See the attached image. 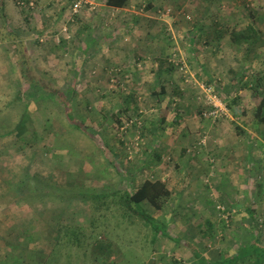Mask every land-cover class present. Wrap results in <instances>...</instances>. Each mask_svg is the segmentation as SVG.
<instances>
[{"label":"rangeland","instance_id":"1","mask_svg":"<svg viewBox=\"0 0 264 264\" xmlns=\"http://www.w3.org/2000/svg\"><path fill=\"white\" fill-rule=\"evenodd\" d=\"M4 14L7 30L0 17V33L15 47L0 42V197L3 203L14 201L8 215L15 218L16 235L31 236L33 229L38 234L33 242L29 238L16 244L27 264H44L43 249L57 236L67 247L57 248L54 264H99L101 258L96 263L93 258L100 254L93 250L97 244L110 245L113 252L111 261L102 264H196L188 250L206 254L209 246L213 250L212 244L224 247V240L211 241L207 250L193 242L179 244L186 238L180 237V230L191 227L188 222L203 220L199 203L213 200L214 195H204L202 188H212L215 194L221 180L215 177L212 158L206 175L193 179L181 175L187 168L173 148L181 146L192 154L208 144V135L203 138L187 127L202 120L226 126L232 133L234 127L249 128V112L264 93V0H130L123 9L110 8L103 0H6ZM248 26L255 30L251 43L243 39L250 36ZM14 50H24L40 78L67 92L62 93L71 101L74 117L93 132L92 139L70 126L54 97H46L36 85H26ZM93 50L96 53L90 54ZM172 62L185 65L189 82ZM164 83L168 93L162 94ZM207 88L223 103L239 97L241 103L234 109L244 110L246 116L240 119L225 106L222 118L203 119L202 111L209 108ZM23 118L26 129L20 132L16 127ZM237 136L235 144L245 140ZM238 150L242 152V146ZM156 154L163 156L161 161ZM181 156L186 157V152ZM55 158L53 165L48 163ZM193 174L197 173L193 170ZM144 180H160L171 192L159 211L140 204L150 214L152 227L127 216L119 196L110 194L136 189ZM79 193L108 195L90 202ZM184 202L193 208L184 210L180 207ZM221 205L212 207L214 215L217 211L220 215L216 206ZM178 216L177 234L171 221ZM27 220L35 221L32 227L19 225ZM256 221V234L262 240L263 209ZM244 223L234 214L226 237L230 232L231 239L248 238ZM63 227L67 229L57 235ZM222 232L219 224L216 236ZM162 234L171 240L159 238ZM160 241L179 248L161 249ZM240 245L230 242L231 249ZM184 250L191 258L183 256Z\"/></svg>","mask_w":264,"mask_h":264},{"label":"crops","instance_id":"2","mask_svg":"<svg viewBox=\"0 0 264 264\" xmlns=\"http://www.w3.org/2000/svg\"><path fill=\"white\" fill-rule=\"evenodd\" d=\"M6 2V0H5ZM95 42V41H93ZM92 42V43H93ZM96 46V43H94ZM91 47V46H89ZM99 47V46H97ZM94 47L91 48V50ZM90 49V48H89ZM86 50H88V47H86ZM97 49H95L96 51ZM80 51V50H79ZM95 54L96 52H91L90 54ZM86 56H89L88 51L85 53ZM85 58V57H84ZM83 58V59H84ZM202 63V62H201ZM158 80H156L157 82ZM167 84L161 85L160 89H163V93H168ZM173 93V92H172ZM159 94V93H158ZM176 120H173V123H175ZM236 123V122H234ZM237 125V124H236ZM190 130L189 132L194 134H201L203 138L205 135L209 136V141L205 142L202 141V145L205 146L200 148L199 151L193 152L190 154L191 150H186L185 148L179 149L181 146H178L177 148H173V154L174 156L180 157V161L183 165V167H186L181 175L193 179L194 177L200 175V173H204L205 175L209 171L211 158L214 160L216 164V172L215 177L218 176V178L221 180V184H219V187L216 188L215 194L212 192V188H202L205 192L204 195H214L212 198L213 200H207L205 199L204 202L199 203V209L201 212H203V220L198 223L195 222V220L188 222V226H191L187 229L182 228L180 230V237L185 236L186 238L182 239L187 243L193 242L195 244L201 245L204 247L203 249H206L205 247H208L207 244H212V242H220L222 240H219V237H221V234H217L216 236V229L218 228L219 224L221 227V221L222 216L219 215V212L217 211V214L213 212V208L217 203L221 202L224 205L216 206V207H222L226 211L234 212V211H244L245 209H254V206H259L260 210H264V125H259L257 129H251V128H245L242 126L234 127L236 132L232 133L231 130H226V126L223 125H214L209 123L208 121H200L196 124L187 126ZM157 132L156 135H159V128H156ZM240 130V131H239ZM186 133V130H184V134ZM243 137L245 140H239L236 141V144L234 143L236 136ZM237 136V138H238ZM185 137H191L189 134H185ZM212 143V144H210ZM190 144H186L190 147ZM242 146L243 150L242 152H239L238 147ZM204 151V152H203ZM186 152L187 156L182 157L181 155ZM53 153L56 154V152L53 150ZM203 153H206V158H202ZM226 155L227 159L224 157ZM230 157V158H229ZM55 158L52 162L48 161V163H51L52 165L56 162ZM162 160V157L160 161ZM206 164V165H205ZM180 163L175 165L176 169L180 168ZM237 165V166H236ZM193 170L197 174H193ZM182 171V170H181ZM173 175V174H172ZM203 175V176H205ZM184 177V178H185ZM214 177V178H215ZM225 181V182H224ZM199 190V189H198ZM209 190L212 193H209ZM191 198L193 190H191ZM195 197V196H194ZM215 201H219L214 203ZM14 201H11L10 203H3L2 199L0 197V226L1 228H10L7 230L0 229V264H27L25 261V255H21L17 253V247L16 244L19 243V241H29L30 238L31 241H34V237H37L36 230H32L30 228V231L32 232V235L30 236H24L20 237L15 234V226H17L15 218L11 217L12 214L8 213L11 211V206ZM189 202H184V204H180V207L184 208V210H188V208L191 210L193 208V205H189ZM194 204V203H193ZM215 204V205H214ZM256 206V207H257ZM215 207V208H216ZM255 207V209H256ZM201 218V217H200ZM23 219H28L23 218ZM21 219V220H23ZM181 221L180 216L174 218V222L171 221V224L173 225L175 232L177 233V229H179V221ZM184 220V219H182ZM188 220V219H186ZM15 221V222H14ZM189 221V220H188ZM35 221L27 220L26 223L19 224L23 227H32L31 223L33 224ZM195 225H192V224ZM208 224V225H207ZM36 225V224H35ZM35 227V226H34ZM235 229V227H234ZM236 230V229H235ZM234 230V231H235ZM27 231V230H26ZM226 234L225 232H223ZM237 231H235V234ZM178 234V233H177ZM230 232L228 233V238L226 237L224 239V242L226 245L223 246H217L216 243L212 244L213 250L210 248V252L206 254H202L207 260H216L221 261L227 257H231L235 250L237 249H231L230 242H238L241 244V246L244 244L247 245L249 241L247 239H231L230 238ZM227 235V234H226ZM41 236V235H39ZM216 236V238H215ZM26 238V239H25ZM25 239V240H24ZM228 239H230V242H226ZM202 240L203 243L200 241ZM200 242V243H199ZM165 244L163 246L162 244ZM221 244V242L219 243ZM159 245L161 249L164 248H170L171 250L177 247L174 246L173 243L167 241H160ZM168 245V246H167ZM172 247V248H171ZM179 248V247H178ZM177 248V249H178ZM177 249L175 252H177ZM181 249V248H180ZM2 252V253H1ZM180 252V251H178ZM184 253V257L191 258V255L188 254L187 250L182 251V254ZM211 256H210V255ZM179 256V255H178ZM29 259V256L26 258Z\"/></svg>","mask_w":264,"mask_h":264},{"label":"trees","instance_id":"3","mask_svg":"<svg viewBox=\"0 0 264 264\" xmlns=\"http://www.w3.org/2000/svg\"><path fill=\"white\" fill-rule=\"evenodd\" d=\"M130 0H103V2L110 8H114V9H123L125 8ZM5 0H0V17L2 19L3 22V27L5 28V14H4V7H5ZM19 4V2L17 3ZM28 3H26L27 6ZM5 30H7L5 28ZM8 32V31H7ZM246 32L248 34H250V36H245L243 39L244 41H249L251 43V34L255 35V30L252 28V26H248V28L246 29ZM9 36H10V32H8ZM12 35V34H11ZM0 42H8V44H10L11 46L13 45L15 47V43L11 38H7L5 37L2 33H0ZM15 52L17 50H14ZM18 53V57L17 60H15L20 75L22 77V79L24 80V82L26 83V85H36L38 86L39 90H42L44 93L47 94L46 97L48 96H52L54 97V99L57 101L58 104H60L61 108L63 109L64 115L66 120L69 122L70 126H72L73 128L83 132L84 134H86L88 137H90L92 139V131L89 128H83V124L80 123L73 114V110H72V106H71V101L66 98V94L67 92H61L58 88L55 87L54 84H52L51 82L40 78L37 73L29 66V59L26 56V54L24 53V50L22 51H17ZM176 69V68H175ZM177 70V69H176ZM76 90V86L74 85L72 88H70V92L69 94L71 95V98L74 97V93ZM163 89L159 90V93H163ZM154 93V92H153ZM156 94V92L154 93ZM239 102L241 103V100L239 97H235L233 99L230 100H225L224 104L227 107L228 110H232L233 114L238 116L240 119H242V117L246 116V112L244 110H242V112H237L236 109H234V107H236V105L239 104ZM27 105V104H26ZM26 118V117H25ZM22 121L19 122V124L17 125V129L22 132L24 129V119ZM247 120H245L244 123H246ZM248 122L250 123V125L248 124V127L251 129H257V127L259 125H264V93L259 95V100L257 102V104L254 106L253 109H251V111L249 112V119ZM247 125V124H245ZM160 130V129H159ZM240 131V130H239ZM105 151V149H104ZM107 157H108V161L111 163V165H114V161L111 158V156L108 154V152H104ZM160 157H163L161 154H156V158L158 159V161H160ZM116 165L114 166V168L116 169ZM116 171L119 173V169L117 168ZM23 189V187L21 188ZM111 195H118L119 196V201L121 202V206L125 208V214L127 216H136L140 219H142L144 222H146L147 224H149L151 226V217L150 214H148L147 212H145L141 207L140 204L142 205H149L151 208H153V210L159 211L161 210L164 205L168 202L169 198L171 197V192L168 189V187L166 186V184L160 180H144L138 187H136V189L133 190H119V191H114L110 193ZM80 196H82L83 198L87 199L90 202H95V201H103L105 198V193H99V194H92V193H79ZM102 199V200H101ZM105 203V202H104ZM260 207L259 208H254L253 210L248 208L245 209L244 211H240L238 212L237 210L235 212H229V214L227 215V220L224 221L222 219V230L223 232H225V230H227L228 224H226L227 222L229 223L231 221V218L234 216V214H237V216H239V219L241 221H245L244 223V228L246 231H250L249 235L247 236L248 238L247 241H249V243L247 245L244 244V246L240 245L239 247H237V250H235V253L228 258H225L221 261H218L216 263L213 264H264V239L260 240L258 235L256 234V231L258 229H256V215H258L260 213ZM224 213V212H223ZM246 218V219H245ZM247 222V223H246ZM208 225V224H207ZM152 227V226H151ZM63 230H66L67 227H63L60 228V230H58V234ZM222 232V233H223ZM73 235V239H74V233H72ZM158 235V233H157ZM159 238H162V236H164L163 238L166 239H170L171 237H168L167 234H162L159 235ZM226 238V234L223 233V235H221V237H219V240H224ZM33 242V241H32ZM49 244L48 246H46L45 250L43 249V254H44V259H46L44 261V264H54L56 262V256L58 253L57 248H66L67 245L61 244L60 240L58 239V236L54 239H50L48 240ZM178 242H180L179 244L185 245V246H189V244L187 242H185L184 240L181 239L178 240ZM61 248V249H62ZM94 251H99L100 254H98V256H94V260L96 263V260L100 259V263L102 264L103 261L109 262L111 261L110 259L112 258L113 252L111 251V247L110 245H104L101 246L100 244H97L96 246H94L93 248ZM106 252L105 254H102L103 252ZM191 255L192 258L194 259L196 264H207L206 263V258L202 255V252H200L198 249L196 248H192L190 250H188ZM46 257V258H45ZM166 257H169L166 255ZM164 260V259H163ZM112 263V262H111Z\"/></svg>","mask_w":264,"mask_h":264},{"label":"built area","instance_id":"4","mask_svg":"<svg viewBox=\"0 0 264 264\" xmlns=\"http://www.w3.org/2000/svg\"><path fill=\"white\" fill-rule=\"evenodd\" d=\"M81 3L79 2L78 4H74V12L77 11L78 8H80ZM19 5L25 8H29L32 6V3H28L27 6L23 2H19ZM65 31V30H64ZM63 31V32H64ZM65 33V32H64ZM174 64V67L177 69V71L180 73L181 77L183 78L184 82L187 83L189 82V78L187 77V69L185 65L181 62H172ZM205 86H200V88L203 90ZM206 93V104L208 105L209 108H203L204 110L202 111V118H209L212 117L213 119H218L222 118L227 112L225 104L223 101L219 100L216 95L213 94L212 90L210 88H207L205 91ZM220 215L222 216V219L224 221L227 220V215L229 214L228 211L224 210V208H220ZM224 212V213H223ZM233 212V211H232ZM231 212V213H232ZM228 224V222L226 223Z\"/></svg>","mask_w":264,"mask_h":264}]
</instances>
